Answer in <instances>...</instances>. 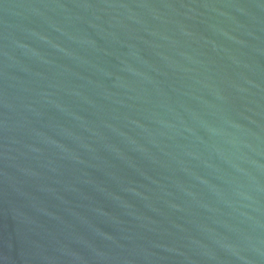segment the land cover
Returning <instances> with one entry per match:
<instances>
[{"label": "water", "instance_id": "1", "mask_svg": "<svg viewBox=\"0 0 264 264\" xmlns=\"http://www.w3.org/2000/svg\"><path fill=\"white\" fill-rule=\"evenodd\" d=\"M0 264H264V0H0Z\"/></svg>", "mask_w": 264, "mask_h": 264}]
</instances>
